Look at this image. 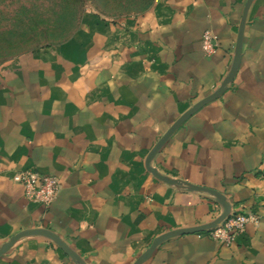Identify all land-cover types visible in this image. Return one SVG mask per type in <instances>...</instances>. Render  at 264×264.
I'll return each mask as SVG.
<instances>
[{"label":"crops","instance_id":"0c3cea01","mask_svg":"<svg viewBox=\"0 0 264 264\" xmlns=\"http://www.w3.org/2000/svg\"><path fill=\"white\" fill-rule=\"evenodd\" d=\"M246 0H153L135 15L81 14L59 43L0 67V247L47 229L85 264H133L166 232L204 225L215 198L154 177L145 160L160 137L230 71ZM215 36L206 56L201 36ZM169 179L225 195L255 217L226 246L190 233L142 264H264V0H253L233 79L195 111L151 161ZM57 177L48 206L30 203L13 173ZM0 264H78L56 243L25 236Z\"/></svg>","mask_w":264,"mask_h":264},{"label":"rangeland","instance_id":"374dc122","mask_svg":"<svg viewBox=\"0 0 264 264\" xmlns=\"http://www.w3.org/2000/svg\"><path fill=\"white\" fill-rule=\"evenodd\" d=\"M153 0H0V67L31 50L64 40L81 14L135 15Z\"/></svg>","mask_w":264,"mask_h":264},{"label":"water","instance_id":"95a60500","mask_svg":"<svg viewBox=\"0 0 264 264\" xmlns=\"http://www.w3.org/2000/svg\"><path fill=\"white\" fill-rule=\"evenodd\" d=\"M253 0H246L241 20L239 23L238 31H237V38L235 43V49H234V56L233 61L231 64V68L221 85L210 95L203 98L196 104H194L189 110H187L183 115H181L170 127L169 129L160 137V139L156 142V144L153 146L151 151L148 153L146 160H145V166L146 169L157 179L172 185V184H178L183 183L188 187L191 191H199V192H205L215 198V200L222 206V211L219 214V216L212 221L211 223L199 225L195 227H188V228H182V229H176L169 232H166L162 235H159L155 237L150 246L133 262V264H142L148 257L152 254V252L164 241L184 235V234H190V233H198V232H205L213 227H215L218 223H220L222 220L227 218L231 212V206L226 201L225 195L222 193L215 191L213 189H208L205 187L193 185L191 183L181 181V180H173L169 179L164 175H161L158 173L153 167H151V161L155 157V155L160 151V149L163 147V145L166 143V141L171 137V135L195 112L197 111L201 106L205 105L206 103L218 98L226 89V86L228 83H230L233 79V76L236 72L240 54H241V47H242V39H243V32H244V26L246 23L247 13L249 10V7L251 5ZM30 235H39L43 236L45 238L50 239L54 243H56L70 258L74 259L78 264H85V262L82 260L80 256L76 254L74 250H72L69 245H67L60 237H58L56 234H54L52 231L47 229H27L24 231H21L17 233L16 235L12 236L9 241L4 243L0 247V257L5 254L13 245L14 243L19 240L22 237L30 236Z\"/></svg>","mask_w":264,"mask_h":264},{"label":"built area","instance_id":"2783aa9c","mask_svg":"<svg viewBox=\"0 0 264 264\" xmlns=\"http://www.w3.org/2000/svg\"><path fill=\"white\" fill-rule=\"evenodd\" d=\"M216 48L215 36L209 30L204 31L201 36L203 54L210 56ZM11 180L22 186L27 201L44 207H48L59 193L57 177L40 173L34 168H26L13 173ZM251 221H256L255 217L242 213H230L227 218L205 232L209 238L229 246L244 232L245 225Z\"/></svg>","mask_w":264,"mask_h":264}]
</instances>
